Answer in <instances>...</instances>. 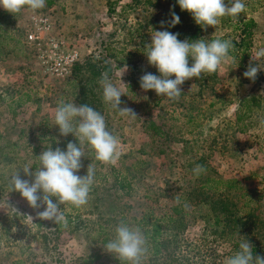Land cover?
<instances>
[{
    "label": "rangeland",
    "instance_id": "1",
    "mask_svg": "<svg viewBox=\"0 0 264 264\" xmlns=\"http://www.w3.org/2000/svg\"><path fill=\"white\" fill-rule=\"evenodd\" d=\"M46 2L50 5L36 11L25 7L9 14L0 9V15L5 14L3 23L0 18L5 30L0 33V264H115L101 241L107 243L115 237L121 211L127 216L137 213L143 196L158 205L171 203L167 198L184 187L198 160L222 179L236 180L264 202V93L255 81L243 76L249 64L264 69V57L256 56L264 49L262 0H242L245 9L240 16L255 22L249 57L241 66L228 57L215 73H202L185 82L175 100L144 92L139 84L145 72L158 75L145 56L152 30L172 32L176 27H171L169 1ZM41 19L49 24L48 31H40ZM227 31L217 24L207 31L199 28L198 34L208 40ZM34 32L43 43L58 41L64 51L74 50L80 69L64 79L48 75L36 57L35 46L26 40ZM103 57L110 63L109 80L124 95L121 107L133 109L136 117L121 114L104 102L101 78L95 74L97 60ZM124 65L128 68L122 76L125 85L120 82ZM81 89H90V94H80ZM244 98H255L257 104L236 124L234 114ZM61 102L87 104L104 117L106 130L119 140L115 164L96 161L87 142L80 144L74 133L67 137L59 134L54 115ZM148 123L159 129L160 135L145 129ZM65 139L81 147L84 157L78 175L84 176L91 164L93 183L87 204L60 205L69 222L61 221L62 228L51 235L49 221L37 225L38 212L43 209L30 208L13 191L10 178L19 172L31 180L23 173L25 167L35 172L40 167L36 157ZM36 146L39 149L33 154L31 148ZM115 175L130 180L129 196L116 189ZM201 228L202 223L195 221L181 235L193 243ZM212 260L226 264L221 257Z\"/></svg>",
    "mask_w": 264,
    "mask_h": 264
},
{
    "label": "clouds",
    "instance_id": "2",
    "mask_svg": "<svg viewBox=\"0 0 264 264\" xmlns=\"http://www.w3.org/2000/svg\"><path fill=\"white\" fill-rule=\"evenodd\" d=\"M45 4L46 0H0V9L15 14L25 7L36 11L45 7ZM176 4L181 12L191 16L202 31L215 27L225 16L239 19L245 9L242 0H227V3L225 0H176ZM179 23V15L173 12L171 27ZM178 37L179 33L168 30H152L145 56L148 65L154 67L158 75L145 72L139 80L142 91H153L156 96L170 100L178 99L185 82L199 78L202 73H215L233 48L230 40H180ZM256 56L264 57V49L257 51ZM127 71V65H124L120 77L123 85L122 76ZM258 71V66L249 64L243 76L254 82ZM100 83L106 104L121 114L136 117L133 109L121 107V97L124 95L109 80L106 72L101 74ZM54 123L61 136L67 137L74 133L80 144L87 142L95 153L96 161L115 164L118 160V138L106 130L104 117L87 104L61 102L55 109ZM83 157L84 152L76 142L69 141L63 150L50 146L36 157L40 167L35 172L25 167L23 173L31 176V180L22 178L19 172L10 178L13 191L19 193L30 208L43 209L38 212L39 219L64 221L60 205L81 207L88 202L94 169L89 164L86 174L78 175ZM203 170L199 164L194 169L197 173ZM104 252L112 255L119 264H140L145 252V238L138 228L121 223L115 229V237L104 245ZM226 264H264V256L254 254L253 245L247 239H242L238 250L226 259Z\"/></svg>",
    "mask_w": 264,
    "mask_h": 264
},
{
    "label": "trees",
    "instance_id": "3",
    "mask_svg": "<svg viewBox=\"0 0 264 264\" xmlns=\"http://www.w3.org/2000/svg\"><path fill=\"white\" fill-rule=\"evenodd\" d=\"M167 1L170 2L167 9L170 18L172 19L173 12L180 17V23L172 32L179 33L180 40L201 38L198 34L200 27L195 25L191 16L180 11L176 0ZM225 2L227 3V0ZM262 2L264 3V0ZM248 4L249 1L247 6ZM45 5L49 6L50 2ZM0 16L3 23L5 14ZM219 26L228 30L226 34L222 37H210L208 41L230 40L233 48L229 50L228 57L241 66L250 54L254 20L240 15L239 19L225 16ZM0 30V33L5 31L1 27ZM15 43L18 44V41ZM189 62L191 63V60ZM97 63L95 74L101 78V74L106 72L110 78L111 67L107 59L103 57L97 60ZM80 67L75 63L70 74ZM73 83L74 81L69 84ZM255 83L264 93V69L257 74ZM75 85L78 86V83ZM85 92L90 94V89H81L80 94L84 95ZM27 99L25 96V100ZM256 104L255 98L242 99L234 114L235 123L240 124L250 108ZM145 129L150 130L153 135H160L159 129L151 123H148ZM40 136L43 137L44 132L40 133ZM69 141L63 140L58 147L65 149ZM38 149V146L31 148L32 153ZM160 152L162 151H157ZM200 163L198 160L193 164L201 165ZM203 169L199 173L191 169L184 187L171 192L167 198L172 200L171 203L158 205L156 200L143 196L137 213L127 216L121 211L119 214V224L138 228L145 238V252L140 259L141 264H214L212 258L216 257H221L226 262V259L238 250L242 239H247L253 245L254 254L264 256V202H260V197L254 192L241 188L236 180L222 179L206 166H203ZM113 182L117 190L129 196L131 186L126 176L115 175ZM195 221L202 223L201 234L191 243L181 234ZM68 222L69 219L65 217V223ZM43 224L41 219L37 221L38 226ZM47 226L52 227L50 234L56 235L62 228V223L49 221ZM101 243L105 245L106 240L103 239ZM115 264H119V261L116 260Z\"/></svg>",
    "mask_w": 264,
    "mask_h": 264
},
{
    "label": "built area",
    "instance_id": "4",
    "mask_svg": "<svg viewBox=\"0 0 264 264\" xmlns=\"http://www.w3.org/2000/svg\"><path fill=\"white\" fill-rule=\"evenodd\" d=\"M39 23L41 25L40 31L50 29L46 19H41ZM26 40L35 46L36 57L48 75L59 79H64L70 75L71 67L77 60V54L74 50L64 51L58 41L47 40L43 43L40 41L42 39L35 35V32L28 34Z\"/></svg>",
    "mask_w": 264,
    "mask_h": 264
}]
</instances>
